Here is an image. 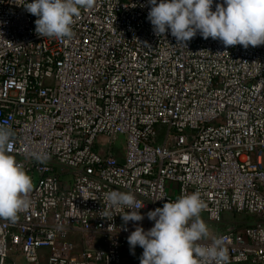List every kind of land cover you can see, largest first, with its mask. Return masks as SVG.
Wrapping results in <instances>:
<instances>
[{"label": "built area", "instance_id": "built-area-1", "mask_svg": "<svg viewBox=\"0 0 264 264\" xmlns=\"http://www.w3.org/2000/svg\"><path fill=\"white\" fill-rule=\"evenodd\" d=\"M27 3L0 0V126L32 182L29 208L0 219V264H125L135 225L99 216L110 190L144 206L145 230L199 192L227 264H264V45L177 44L147 0H95L70 39L41 37Z\"/></svg>", "mask_w": 264, "mask_h": 264}, {"label": "clouds", "instance_id": "clouds-1", "mask_svg": "<svg viewBox=\"0 0 264 264\" xmlns=\"http://www.w3.org/2000/svg\"><path fill=\"white\" fill-rule=\"evenodd\" d=\"M147 0V19L155 35L166 32L177 44L186 45L197 34L203 39L219 40L225 47L264 45V0ZM95 0H28L24 9L35 20L41 37L67 40L71 25L80 11L93 8ZM10 129L0 126V219L14 222L30 206L27 194L31 177L11 151ZM109 210L100 212L108 219L119 214L123 225L135 227L127 236L130 252L141 248L140 264H227L223 237L213 236L201 219L204 203L199 192L181 195L175 202L146 213L153 226L145 230L140 202L131 192L110 190L103 194ZM127 209V211H124ZM117 216V215H115ZM113 216V218L115 217ZM112 218V219H113ZM111 219V220H112ZM115 228L109 225L108 229ZM127 231V227H124Z\"/></svg>", "mask_w": 264, "mask_h": 264}, {"label": "rangeland", "instance_id": "rangeland-1", "mask_svg": "<svg viewBox=\"0 0 264 264\" xmlns=\"http://www.w3.org/2000/svg\"><path fill=\"white\" fill-rule=\"evenodd\" d=\"M122 143H123V140H121L120 138H118L116 140V146H120ZM225 218L226 219H230L231 216L230 215H226ZM241 219H243V218L242 217H239L238 219H235V220L236 221H241ZM135 259H136V257L133 254H131V252H130V254H128V256L126 258L125 264H131Z\"/></svg>", "mask_w": 264, "mask_h": 264}, {"label": "crops", "instance_id": "crops-1", "mask_svg": "<svg viewBox=\"0 0 264 264\" xmlns=\"http://www.w3.org/2000/svg\"><path fill=\"white\" fill-rule=\"evenodd\" d=\"M14 261L16 262V264H25L24 263V259L21 257H16L14 259ZM8 262L10 263V260H8ZM41 264H46V258L45 256H43V258L41 259Z\"/></svg>", "mask_w": 264, "mask_h": 264}]
</instances>
